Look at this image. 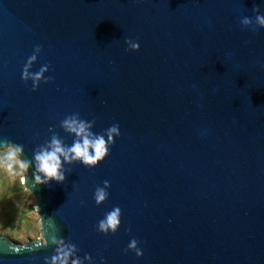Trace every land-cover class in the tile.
Segmentation results:
<instances>
[{
  "label": "water",
  "instance_id": "1",
  "mask_svg": "<svg viewBox=\"0 0 264 264\" xmlns=\"http://www.w3.org/2000/svg\"><path fill=\"white\" fill-rule=\"evenodd\" d=\"M253 7L264 15V0H0V140L32 162L39 231L0 236V264H264V28L240 24ZM72 116L90 138L120 135L96 166L61 156L63 182L34 184V154L79 139ZM115 207L117 231H99Z\"/></svg>",
  "mask_w": 264,
  "mask_h": 264
},
{
  "label": "clouds",
  "instance_id": "2",
  "mask_svg": "<svg viewBox=\"0 0 264 264\" xmlns=\"http://www.w3.org/2000/svg\"><path fill=\"white\" fill-rule=\"evenodd\" d=\"M253 13L255 14L254 21L251 17H243L240 20V24L244 27H248L255 23L258 27L252 28L255 32L258 28H264V15L259 14V8L253 7ZM126 44H129L133 50H138V43H133L131 39L125 40ZM40 51V47L37 46L34 49L33 54L27 59V63L24 66L21 79L25 83L28 79H32V91L36 90V82L40 80V77L44 71L48 69L45 65L41 68L40 72L32 74L28 71L32 62L36 59V53ZM51 77H47L45 82H49ZM63 127L76 134L79 137L74 141L72 146L65 149L61 146V142L55 137H52L51 144L48 148H41L39 152L34 154L36 161V169L38 173L43 174L42 180L39 175L34 174V184H46L51 180L61 183L64 180V174L61 171V156H63L65 162H71L72 160H80L86 166H96L99 162L109 154V148L107 145L112 144L113 136H119V126L112 125L107 130V142L103 136L92 137V134L87 131L91 127L90 124L85 123L82 120H78L75 116L66 118L63 122ZM23 153V146L12 143L8 140H0V169H3L10 177L19 176L23 183L26 179L27 169L31 165V161L28 159H21ZM104 188L97 187L94 192V200L97 204L104 201L108 197V192L105 188L109 187V182L104 181ZM121 210L119 207L113 208L111 211L105 214V217L99 221V231L107 233L111 231L115 233L120 225ZM138 241L132 239L128 244V250H134L137 257L142 256V251L137 247ZM70 252H60L56 256H53L52 264H67V257ZM73 264H80L78 260H74Z\"/></svg>",
  "mask_w": 264,
  "mask_h": 264
},
{
  "label": "rangeland",
  "instance_id": "3",
  "mask_svg": "<svg viewBox=\"0 0 264 264\" xmlns=\"http://www.w3.org/2000/svg\"><path fill=\"white\" fill-rule=\"evenodd\" d=\"M0 236L15 244L39 238L35 202L22 187L19 176L0 169Z\"/></svg>",
  "mask_w": 264,
  "mask_h": 264
}]
</instances>
